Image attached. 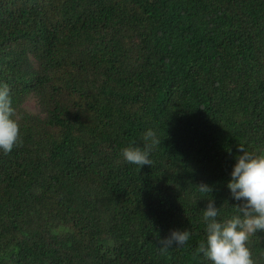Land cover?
I'll return each instance as SVG.
<instances>
[{
	"label": "trees",
	"instance_id": "trees-1",
	"mask_svg": "<svg viewBox=\"0 0 264 264\" xmlns=\"http://www.w3.org/2000/svg\"><path fill=\"white\" fill-rule=\"evenodd\" d=\"M0 83V264H210L206 200L231 215L239 148L264 154V0H0ZM148 128L139 169L121 149ZM247 246L264 264V233Z\"/></svg>",
	"mask_w": 264,
	"mask_h": 264
},
{
	"label": "clouds",
	"instance_id": "clouds-1",
	"mask_svg": "<svg viewBox=\"0 0 264 264\" xmlns=\"http://www.w3.org/2000/svg\"><path fill=\"white\" fill-rule=\"evenodd\" d=\"M19 124L12 107L9 86L0 83V152L8 153L19 143ZM156 132L148 128L143 134V145L135 143L121 149V156L127 163L139 169L150 166V153L159 144ZM229 179L225 187L229 192L234 212L221 217L220 208L213 197L206 200L201 220L204 238L195 249L210 264H254L247 246L249 238L264 233V154H252L239 148L235 156ZM198 192L208 194L212 187L204 182L196 185ZM191 232L185 229H170L168 234L158 238L161 251L173 246H184Z\"/></svg>",
	"mask_w": 264,
	"mask_h": 264
},
{
	"label": "rangeland",
	"instance_id": "rangeland-1",
	"mask_svg": "<svg viewBox=\"0 0 264 264\" xmlns=\"http://www.w3.org/2000/svg\"><path fill=\"white\" fill-rule=\"evenodd\" d=\"M26 105H27V107H28L30 110L35 109L34 104L31 103V102L27 103Z\"/></svg>",
	"mask_w": 264,
	"mask_h": 264
}]
</instances>
